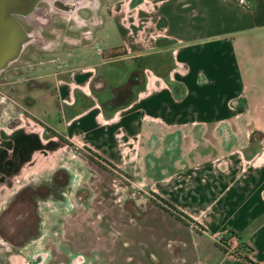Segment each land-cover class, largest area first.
Masks as SVG:
<instances>
[{"label": "crops", "instance_id": "crops-1", "mask_svg": "<svg viewBox=\"0 0 264 264\" xmlns=\"http://www.w3.org/2000/svg\"><path fill=\"white\" fill-rule=\"evenodd\" d=\"M104 23L122 38L99 31L100 60L58 63L44 86L28 88L23 121H0L2 204L30 175L56 169L62 150L84 149L131 174L142 168L193 229L174 243H124L129 252L115 243L113 261L118 252L121 264H264V0H125ZM118 45L127 53L114 57L171 50L174 62L165 73L148 67L135 98L109 110L98 74ZM40 208L46 224L51 208ZM71 241L55 240L68 243L66 264H107Z\"/></svg>", "mask_w": 264, "mask_h": 264}, {"label": "rangeland", "instance_id": "rangeland-1", "mask_svg": "<svg viewBox=\"0 0 264 264\" xmlns=\"http://www.w3.org/2000/svg\"><path fill=\"white\" fill-rule=\"evenodd\" d=\"M32 1L0 0V10L8 8L23 33L20 39L10 40V51L16 43L20 45L31 34L36 35L21 44L18 55L0 70V121L10 125L21 123L28 112L27 105L33 98L28 88L44 86L58 63L70 66L87 59L100 60L99 31L102 30L100 35L104 38H111L110 42L122 38L119 28L115 25L105 28L104 22L113 3L125 0H35L33 4ZM25 3L27 12L36 8L27 18L17 10ZM125 48L118 45L106 49L107 60L99 68L98 75L104 84L98 95L109 110L126 106L135 98L145 85L148 67L165 73L173 66L171 50L139 57H114ZM58 165L44 176L30 175L29 183L25 180L27 184L8 201L2 204L0 200L2 260L14 257L25 264L39 261L66 264L68 243L55 240L65 242L72 238L75 249L84 250L95 260L121 264L123 259L118 252L113 261L115 243H121L124 252H129L132 249L129 244L125 248L124 243H174L178 232L185 238L191 237L193 229L180 227L178 213L151 190L150 179L142 168L131 174L127 169L104 163L84 149L62 150ZM40 205L51 208L46 224L41 222ZM59 215L60 219L56 218ZM45 218L44 221L49 220ZM42 226L47 233L40 242L37 236Z\"/></svg>", "mask_w": 264, "mask_h": 264}, {"label": "water", "instance_id": "water-1", "mask_svg": "<svg viewBox=\"0 0 264 264\" xmlns=\"http://www.w3.org/2000/svg\"><path fill=\"white\" fill-rule=\"evenodd\" d=\"M7 9V10H6ZM2 8L0 10V70L5 67L9 60L19 53V43H16L14 50H9L10 40L14 38L15 40L23 37L22 30L18 27V22L13 21L9 15L8 8Z\"/></svg>", "mask_w": 264, "mask_h": 264}, {"label": "bare ground", "instance_id": "bare-ground-1", "mask_svg": "<svg viewBox=\"0 0 264 264\" xmlns=\"http://www.w3.org/2000/svg\"><path fill=\"white\" fill-rule=\"evenodd\" d=\"M32 1V0H31ZM35 1V0H34ZM34 1H32V4L34 3ZM48 1H50V2H52V0H48ZM20 7H21V5H20ZM27 8H28V6L26 5V3L24 4V6H23V8H17V10L19 11L18 13H21L23 16H26V18L29 16V13H33L34 12V10L36 9V8H30L29 10H28V12H27ZM7 10V9H6ZM21 11V12H20ZM34 38H36V35L33 33V34H31L30 36H28L22 43L20 42V45L22 44H25L26 42H28L29 40H31V39H34ZM18 49H20V48H18Z\"/></svg>", "mask_w": 264, "mask_h": 264}, {"label": "trees", "instance_id": "trees-1", "mask_svg": "<svg viewBox=\"0 0 264 264\" xmlns=\"http://www.w3.org/2000/svg\"><path fill=\"white\" fill-rule=\"evenodd\" d=\"M127 53V50L125 49L124 51H121V54H126ZM117 56V55H116ZM159 196V195H158ZM164 202H166V203H169V201H167L166 199H164L163 197H160ZM170 204V203H169ZM172 206V205H171ZM176 210V209H175ZM180 215H181V217H182V215L184 216V217H187L186 215H184L183 213H180ZM179 215V216H180ZM189 218V217H188Z\"/></svg>", "mask_w": 264, "mask_h": 264}, {"label": "flooded vegetation", "instance_id": "flooded-vegetation-1", "mask_svg": "<svg viewBox=\"0 0 264 264\" xmlns=\"http://www.w3.org/2000/svg\"><path fill=\"white\" fill-rule=\"evenodd\" d=\"M40 1H41V0H40ZM40 1H39V2H40ZM39 2H38V3H39Z\"/></svg>", "mask_w": 264, "mask_h": 264}]
</instances>
